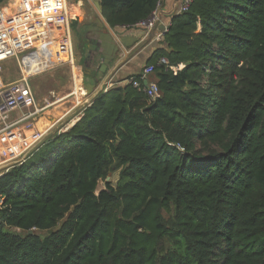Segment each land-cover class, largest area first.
<instances>
[{
	"label": "trees",
	"instance_id": "obj_1",
	"mask_svg": "<svg viewBox=\"0 0 264 264\" xmlns=\"http://www.w3.org/2000/svg\"><path fill=\"white\" fill-rule=\"evenodd\" d=\"M163 1L100 5L120 33ZM146 66L157 99L130 76L2 173L0 264H264V0H193Z\"/></svg>",
	"mask_w": 264,
	"mask_h": 264
},
{
	"label": "built area",
	"instance_id": "obj_2",
	"mask_svg": "<svg viewBox=\"0 0 264 264\" xmlns=\"http://www.w3.org/2000/svg\"><path fill=\"white\" fill-rule=\"evenodd\" d=\"M192 2L193 0H181L177 14L188 11ZM157 19L158 15L154 12L149 20L140 22L138 26L153 28ZM72 20L73 15L68 0H8L6 4L0 5V171L2 172L30 159L44 144L49 132H52V129L69 115L68 111L47 130H38L37 117L47 111L51 103L44 107L37 105L31 79L60 64L56 62L54 47L60 45V41L63 40L67 50L66 59L75 80L77 71L72 45ZM166 31L167 29L163 34ZM11 61L17 62L21 76L15 82H6L5 65ZM160 63L167 65L168 61L161 59ZM41 67L44 70L36 73ZM173 71L177 72V69ZM153 73L154 66H146L140 73L134 75L135 77L129 79L136 89L143 91L151 100L157 99L160 94L157 84L149 80ZM142 83L145 84L144 88ZM75 87L76 85L72 93L81 95L75 92ZM83 87L81 86V89L84 93L81 96H86ZM75 106L83 107V110L77 113L80 121L84 116L85 108L90 106V103L77 100ZM59 126L56 128L59 132H67L70 129Z\"/></svg>",
	"mask_w": 264,
	"mask_h": 264
},
{
	"label": "crops",
	"instance_id": "obj_3",
	"mask_svg": "<svg viewBox=\"0 0 264 264\" xmlns=\"http://www.w3.org/2000/svg\"><path fill=\"white\" fill-rule=\"evenodd\" d=\"M97 1L100 2V0H85L78 5L68 1L70 11L73 15V20L71 22L72 40L73 33L77 30L82 43L81 59L85 66V74L77 67V63L76 71L78 68L80 74L79 78H81L83 83L84 76L87 79L82 86L87 82L89 83L93 78L97 80V83L95 88L88 85L87 88H85L84 86L85 91L87 90L88 92V95L86 92V96H76L77 93H72V91L55 103H60L57 107H61L62 103H67L69 106H66L64 111H66V113L69 111L70 113L59 122L56 127L60 125V128L68 127L71 129L76 125L78 122L77 113L79 114L83 110L82 106H75V102L80 99V97L84 102L88 101L91 103L100 93L106 92L117 84L126 82L128 77L140 73L146 67L147 61L152 56L157 43L162 39L161 35L171 24V19L177 14L181 2V0H164L163 5L156 11L158 19L153 28L148 29L140 26L129 29L121 28L119 29L120 33H117L115 29H112L107 24L102 15V11L100 12L96 6ZM86 7L88 9H86ZM93 23L110 34L112 39L108 37L111 39L112 43L117 46L119 51L117 56L110 57L107 54L105 43L100 41L101 37L97 36L91 30L88 31V29H92ZM104 33L108 35L106 32ZM84 57H86V60ZM66 113L63 112L62 115L65 116ZM57 120L53 119L52 122H56Z\"/></svg>",
	"mask_w": 264,
	"mask_h": 264
},
{
	"label": "rangeland",
	"instance_id": "obj_4",
	"mask_svg": "<svg viewBox=\"0 0 264 264\" xmlns=\"http://www.w3.org/2000/svg\"><path fill=\"white\" fill-rule=\"evenodd\" d=\"M68 1L72 4L76 3L78 5L82 1H85V0H68ZM86 9H88V8L86 7ZM77 13H78V11H77ZM92 25H93L92 29H88V31L91 30L97 36L101 37L100 41H103L105 43L107 54L110 57L117 56L119 51H118L117 46L112 43V41H111L112 38H111L110 34L107 33V31L100 29L97 24L93 23ZM104 32H106L108 35H106ZM76 33H77V30H75V33H73V41H72V45H73L74 52H75V60L77 63V67H79V69L82 70L83 73L85 74V72H84L85 66H84V63L81 59V57H82V43H81V40L79 38V34L78 33L76 34ZM60 42H61V44L58 46H59V49H61L60 52L62 53V55H60V57L56 58V62L60 63V64L54 68H50L45 73L38 75V76L31 79V85H32L33 90H34V95L36 98L37 105L39 107H44L46 104L51 103L50 104L51 107L47 111H45L43 114H41V116L37 117L36 125H37L38 130H44L45 131L51 126L52 123H55V122H52L53 119L57 120L58 118L61 119L64 117L62 115L63 112L66 113V111H64V108L66 106H69V105L67 103H62L63 102L62 101L61 107H57V106H59L60 103L59 104H55V103H57V101H59V99L60 100L63 99L67 94H70L73 91V89H74L73 87L75 85H76L75 92H79L81 95L84 93V92H82L81 86L87 81V79L84 76V83L82 82L81 78H79L80 74H79V71L77 68V73H76L77 76L74 80V76H73L70 64L63 54L64 53L63 48L65 47V45L63 44L64 42H63V40ZM84 58L86 60V57H84ZM20 76L21 75L19 73L16 61H11L5 65L4 79L6 80V82H15V81L20 79ZM151 77L152 76L149 77L150 81H152ZM86 92H87V90H86ZM78 95L79 94H77L76 96H78ZM87 95H88V92H87ZM78 100L83 101V99L81 97ZM27 112L28 111H25V113H27ZM56 128L54 127L52 129V132H49L48 137L50 135L55 134L56 132L59 133V130L58 129L56 130ZM1 172L2 171H0V174H1ZM118 180H119V174L115 173L107 181L110 183L111 186H116ZM103 185L105 186V184H103ZM105 189H106V187H105Z\"/></svg>",
	"mask_w": 264,
	"mask_h": 264
},
{
	"label": "water",
	"instance_id": "obj_5",
	"mask_svg": "<svg viewBox=\"0 0 264 264\" xmlns=\"http://www.w3.org/2000/svg\"><path fill=\"white\" fill-rule=\"evenodd\" d=\"M96 6L98 7V9L100 10V12L102 11V9H101V5H100V2H96ZM96 83H97V80L96 79H91L90 80V82L88 83H86L84 86H85V88H87V85L88 86H91V87H93V88H95V86H96ZM109 179V178H108ZM107 179V180H108ZM104 184V182H103V180H99L98 181V185H97V188H96V195H99L101 192H103L104 190H105V186L103 185ZM30 234H32V232H30Z\"/></svg>",
	"mask_w": 264,
	"mask_h": 264
},
{
	"label": "bare ground",
	"instance_id": "obj_6",
	"mask_svg": "<svg viewBox=\"0 0 264 264\" xmlns=\"http://www.w3.org/2000/svg\"><path fill=\"white\" fill-rule=\"evenodd\" d=\"M61 51V49H59V46L58 45H56V47L54 48V54H55V56H56V58L57 57H60V55H62V53L60 52ZM63 54H64V56L65 57H67V50H66V46L63 48ZM61 59V58H60ZM50 66V65H49ZM44 70V68L43 67H41V68H39L38 70H36V73L37 72H41V71H43Z\"/></svg>",
	"mask_w": 264,
	"mask_h": 264
},
{
	"label": "clouds",
	"instance_id": "obj_7",
	"mask_svg": "<svg viewBox=\"0 0 264 264\" xmlns=\"http://www.w3.org/2000/svg\"><path fill=\"white\" fill-rule=\"evenodd\" d=\"M181 67H182V66H181ZM180 69H182V68H180ZM42 74H43V73H42ZM62 133H63V132H62ZM4 171H5V170H4ZM4 171H3V172H4Z\"/></svg>",
	"mask_w": 264,
	"mask_h": 264
}]
</instances>
